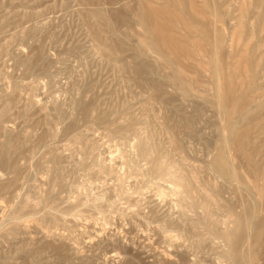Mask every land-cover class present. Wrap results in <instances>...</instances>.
<instances>
[{
  "label": "rangeland",
  "instance_id": "1",
  "mask_svg": "<svg viewBox=\"0 0 264 264\" xmlns=\"http://www.w3.org/2000/svg\"><path fill=\"white\" fill-rule=\"evenodd\" d=\"M232 257L264 264V0H0V264Z\"/></svg>",
  "mask_w": 264,
  "mask_h": 264
},
{
  "label": "bare ground",
  "instance_id": "2",
  "mask_svg": "<svg viewBox=\"0 0 264 264\" xmlns=\"http://www.w3.org/2000/svg\"><path fill=\"white\" fill-rule=\"evenodd\" d=\"M260 3H261V2H260ZM143 15H144V14H143ZM145 15H146V14H145ZM171 15L173 16V14H171ZM171 15H170V16H171ZM172 16H171V17H172ZM147 19H148V18H147ZM154 21H155V20H154ZM154 21L152 20V22H154ZM159 21H160V20H159ZM161 21H163V20H161ZM147 23H148V22H147ZM161 23H163V22H161ZM148 24H149V23H148ZM152 27H154V26L152 25ZM155 30H156V29H155ZM153 35H154V33H153ZM164 36H165V35H164ZM160 39H161V36H160ZM172 41H173V38H172ZM107 42H108V41H107ZM146 43H147V42H146ZM116 46H117V45H116ZM183 48H184V47H183ZM183 48H181V49H183ZM111 50H112V49H111ZM214 73H215V72H214ZM216 90H217V89H216ZM229 90H230V89H229ZM217 100H218V99H217ZM234 136H235V134H234ZM232 137H233V136H231V138H232ZM233 139H234V137H233ZM246 140H247V139H246ZM242 141H243V139H242ZM238 142H239V143L237 144V147H238L239 145H241V147H242L243 142L241 143L240 140H239ZM222 143H223V142H222ZM224 143H225V142H224ZM245 143H246V142H245ZM222 146H223V145H222ZM258 146H259V145H258ZM226 147H227V146H226ZM241 147L239 146L238 149H240ZM222 148H223V147H222ZM227 148H228V147H227ZM227 148H226V150H227ZM224 150H225V149H224ZM226 150H225V151H226ZM241 150H242V149H241ZM223 161H225V160H223ZM228 161H229V158H228ZM228 161H227V162H228ZM225 162H226V161H225ZM229 162H230V161H229ZM230 163H231V162H230ZM225 164H226V163H225ZM223 165H224V164H223ZM226 165H227V164H226ZM221 167H222V166H221ZM225 168L227 169V167H225ZM225 168H224V170H226ZM228 168H229V167H228ZM230 168H231V167H230ZM231 169H232V168H231ZM227 171H228V170H227ZM229 171H230V170H229ZM225 172H226V171H225ZM226 174H227V172H226ZM229 175H230V174H229ZM226 177H227V176H226ZM251 208H252V207H251ZM254 209H255V207L253 208V210H254ZM253 213H254V212H253ZM253 213H252V214H253ZM249 219H250V218H248L247 220H249ZM254 220H255V219H254ZM256 221H258V219H257ZM256 221H255V222H256ZM258 227H259V225H258ZM255 230H257V229H255ZM257 231H259V229H258ZM257 231H256V232H257ZM253 234H254V232H253ZM255 234H256V233H255ZM231 243H232V242H231ZM237 244H238V243H237ZM239 244H240V243H239ZM239 244H238V246H239ZM235 245H236V244H235ZM231 246H232V245H231ZM238 246H237V247H238ZM234 247H235V246H234ZM241 247H242V246H241ZM232 248H233V247H232ZM235 248H236V247H235ZM230 249H231V247H230ZM240 249H241V248H240ZM238 250H239V249H238ZM238 250H237V251H238ZM228 251H229V250H228ZM232 251H233V250H232ZM239 251H240V250H239ZM228 253H229V256H230V252H228ZM231 253H232V252H231ZM238 254L242 255V252L240 251V253H238ZM226 255H227V253H226ZM231 255H232V254H231ZM240 257H241V256H240ZM229 258H230V257H229ZM242 258H243V257H242ZM231 260H233V257H232ZM235 260H237L238 263H239L240 258H239V260H238V258L235 259ZM244 260H245V258H244ZM244 260H243V261H244ZM233 261H234V260H233ZM234 262H235V261H234ZM234 262H233V263H234ZM245 262H246V260H245ZM235 263H236V262H235ZM248 263H249V262H248ZM236 264H237V263H236ZM244 264H245V263H244ZM246 264H247V262H246ZM249 264H250V263H249Z\"/></svg>",
  "mask_w": 264,
  "mask_h": 264
}]
</instances>
